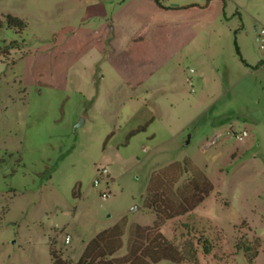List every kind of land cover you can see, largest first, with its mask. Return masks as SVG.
Instances as JSON below:
<instances>
[{"label": "rangeland", "instance_id": "rangeland-1", "mask_svg": "<svg viewBox=\"0 0 264 264\" xmlns=\"http://www.w3.org/2000/svg\"><path fill=\"white\" fill-rule=\"evenodd\" d=\"M160 1L169 10L157 12L152 0H0V17L27 24L0 28V264H52L51 243L77 263L126 217L124 256L131 226L157 221L146 205L152 176L186 161L215 189L164 223V235L197 247L199 264H264V0ZM112 20L119 50L149 24L156 46L171 53L142 86L127 87L107 63L101 77L92 48L65 52L70 33ZM160 24L187 30L180 52ZM190 174L172 189L169 179L164 195ZM201 237L213 241L212 254ZM260 244L250 261L244 245Z\"/></svg>", "mask_w": 264, "mask_h": 264}, {"label": "trees", "instance_id": "trees-1", "mask_svg": "<svg viewBox=\"0 0 264 264\" xmlns=\"http://www.w3.org/2000/svg\"><path fill=\"white\" fill-rule=\"evenodd\" d=\"M154 1L163 6L160 0ZM5 25L17 28L19 32L27 27L24 19L12 14L6 15L5 19L0 17V28ZM237 51L240 54L239 48ZM258 66H264V61H261ZM169 172L172 173L171 176ZM183 172L190 174L185 184L179 187L176 193L164 195V192L168 190L167 181L171 180L169 187L172 189ZM214 189L212 180L201 169L193 167L189 161L172 163L164 171L153 175L150 180L146 205L157 214V221L152 226L141 224L131 226L127 253L124 256L118 257L117 253L124 247V236L128 229L126 217L120 219L114 226L98 233L88 243L77 263L64 258L62 252L56 249L54 243H51L52 264H157L162 260L199 264L197 247L192 244L190 248L179 246L164 235L161 226L178 216L193 212ZM198 245L203 248L205 255L212 254L215 249L213 241L204 237H201ZM260 246L261 244L255 247L244 245L243 248L250 261L259 255Z\"/></svg>", "mask_w": 264, "mask_h": 264}, {"label": "crops", "instance_id": "crops-1", "mask_svg": "<svg viewBox=\"0 0 264 264\" xmlns=\"http://www.w3.org/2000/svg\"><path fill=\"white\" fill-rule=\"evenodd\" d=\"M153 1L154 0H152V2ZM153 3L158 7L157 12L169 10L168 7L160 6L155 1ZM112 21L113 22L111 23L107 21L92 32L88 31L86 27H81L76 32L72 34L70 33L64 40V47L66 48L65 52L76 55V53L79 54L88 48H92L95 50V55L97 57L96 63L100 64L101 77H105V70H103L101 65L107 63L115 70L120 71V75L127 87L133 88L136 86H142L143 80L148 79L145 77L149 75L150 70H160L164 64L170 60L171 53L164 54V52L156 46L155 39H151L152 37L149 34V24L139 26L136 33H133L132 35L130 33L129 45L126 48H121L119 50L120 44L117 39L119 37L118 34L122 33V31L121 28L117 26L116 21ZM157 26L166 33L170 32L174 34V37H176L177 40L173 42L178 44L177 48L180 49L178 50V52H180L181 48L187 43L182 40V38L185 37L184 33L187 32V30L184 29L182 25L175 24L172 26L164 24ZM169 37H171V35H169ZM75 59L76 58H73L72 61H69V58H65V60H68L67 63L69 65ZM98 91L101 93V87H99ZM81 95L83 94L81 93ZM82 102H89L86 96L82 99ZM91 102L90 106L93 107L95 105L94 97L91 99ZM153 121V119L149 120V118H146L144 123L148 126L153 123Z\"/></svg>", "mask_w": 264, "mask_h": 264}, {"label": "built area", "instance_id": "built-area-1", "mask_svg": "<svg viewBox=\"0 0 264 264\" xmlns=\"http://www.w3.org/2000/svg\"><path fill=\"white\" fill-rule=\"evenodd\" d=\"M258 32H259V37H258V39L260 40V42L262 43V47L264 48V26H263V27H260V28L258 29ZM245 134H247V133H245ZM240 138L242 139L243 137H240ZM98 172H99V173H98V178L96 179V183H99V182H100V180H99V176L108 173V169H107V168H104L102 171L99 170ZM103 196H104L105 198L108 197L107 194H104ZM71 241H72V237H71V235H70V234H67L65 242H66L67 244H70Z\"/></svg>", "mask_w": 264, "mask_h": 264}]
</instances>
